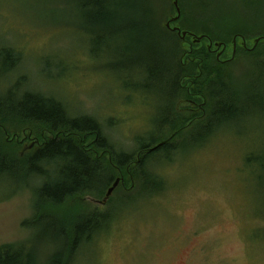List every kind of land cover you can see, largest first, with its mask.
Returning a JSON list of instances; mask_svg holds the SVG:
<instances>
[{
    "label": "rangeland",
    "instance_id": "obj_1",
    "mask_svg": "<svg viewBox=\"0 0 264 264\" xmlns=\"http://www.w3.org/2000/svg\"><path fill=\"white\" fill-rule=\"evenodd\" d=\"M152 1L159 25L169 0ZM113 4L101 21L96 57L90 39L99 27L82 17L75 0H0V47L14 57L9 63L6 52L0 59V97L19 99L27 90L60 100L72 116L96 119L126 152L136 151L137 140L156 135L171 102L172 117L183 118H177V126L188 125L191 114L199 117L171 142L179 147L173 161L157 169L165 192L141 196L139 180L120 174L107 203L76 200L81 210H108L114 220L74 264H264V42L249 56L215 64L211 87L229 94L220 100L233 103L214 109L215 115L200 124L211 108L209 91L203 90L206 98H189L201 105L197 114L183 101L188 97L174 100L172 42L153 32L144 17L121 19L126 0ZM180 5L183 26L207 27L217 39L239 33L252 41L264 35V0H181ZM140 10L135 9L137 15ZM154 50L159 62L150 63ZM20 78L22 87H16ZM172 132L165 127L157 138L165 140ZM7 134L0 143L9 152ZM23 143L25 149L37 146L34 136ZM3 183L0 179V247L30 242L37 264H45L55 247L46 229L36 233L23 226L34 213L32 189L13 194L12 184Z\"/></svg>",
    "mask_w": 264,
    "mask_h": 264
},
{
    "label": "trees",
    "instance_id": "obj_2",
    "mask_svg": "<svg viewBox=\"0 0 264 264\" xmlns=\"http://www.w3.org/2000/svg\"><path fill=\"white\" fill-rule=\"evenodd\" d=\"M126 1L127 4L120 7L121 19L144 17L151 21L153 32L168 37L172 42L168 53L171 67L174 66L173 70L176 71L172 94L174 100H178V97L189 99L193 96L206 98L203 90L209 91L211 103L205 104L207 102L205 100L203 105L209 104L211 108L209 112L207 111V116L200 119V124L208 121L210 115L215 113L214 109L219 110L223 105H232L231 100L219 99L228 98L229 94L224 93L223 96L222 92H214L211 87L216 61L209 51L214 46L208 44L209 41L213 44H219L217 43L219 41L231 43V34L226 39H217L211 36L207 27V31H197V28L183 26L181 0H177L180 15L170 23V28H177L181 33L185 32L186 36L182 39L176 31L165 26L177 16L175 0H169L168 14L163 21H159V25L152 0H141V5L136 0ZM75 2L82 17L84 16L86 21L96 28L99 27L98 32L92 33L90 39L93 47L90 51L99 57L101 21L103 18L108 19L106 12L114 6V0H75ZM137 7L142 9L138 15L135 12ZM126 8L128 12H124ZM194 37L200 40L194 42ZM6 52L9 54L10 50L0 47V59ZM158 57L157 51L154 50L150 63L158 61ZM8 60L11 63L14 57L9 54ZM18 64L17 59L16 65ZM5 71L7 76L11 73L10 69ZM215 72L217 73L216 70ZM190 74L199 75L197 80L200 84L197 86L195 79L190 83L185 80L188 85L183 88V76ZM22 81L23 79L20 78L16 87H22ZM13 97L11 100L0 97V138L3 135L6 137L8 133L12 141L7 143L9 152H6V146L1 147L0 143V179H4V185L12 184L15 188L13 194L22 187L32 189L34 213L30 222H24L23 226L35 230L36 233L42 227L46 229L44 233L52 240L55 247L45 264H74L81 251L112 226L114 218L108 210L104 212L81 210V203H76V200L83 201L90 197L102 201L107 191L119 179L117 176L120 174L124 179H131L132 182L139 180L141 196L153 197L165 192L166 182L160 177L157 169L163 162L173 161L179 147L171 142L185 133L184 131L195 122L196 117L190 115L187 117L188 125L177 126V118L180 120L183 118L180 115L177 118L172 117L174 102H171L167 119L161 120L156 135L145 141H142V138L137 140L136 151L126 152L110 141L102 124L96 119L85 115L72 116L60 100L27 90L22 92L19 99ZM168 126H171L172 134L165 140H159L158 135ZM33 128L37 129L36 133ZM26 131L29 134L25 135L24 140L26 137L34 136L37 146L25 149L24 140L18 141ZM126 198L130 199V197ZM0 264H37V253L30 242L3 245L0 247Z\"/></svg>",
    "mask_w": 264,
    "mask_h": 264
},
{
    "label": "flooded vegetation",
    "instance_id": "obj_3",
    "mask_svg": "<svg viewBox=\"0 0 264 264\" xmlns=\"http://www.w3.org/2000/svg\"><path fill=\"white\" fill-rule=\"evenodd\" d=\"M231 37H232V42L231 43H228L227 41H219L217 43L219 44H213L212 42H208L209 46H214L213 49H209V51L214 55V58H215V61L216 63H219V65H225V64H229L231 62H233L235 59H236V56L238 54H246V55H251L252 53L255 52L257 46H259V44L261 42H259L254 48H252L251 46V42L253 40H256V39H260V38H263L264 35H260V36H256L252 41L247 38V36H243L242 34H239V33H231ZM199 75H184L183 76V80H187L189 81V83L195 79V81L197 80ZM200 84V81L196 82V85L198 86ZM188 85V83H187ZM185 86H183L184 88ZM193 99H195L193 97ZM190 100V99H186V100H183V101H186L188 104H191L193 105L195 108L197 109H194V113L197 114L201 111V105H198V103H196L195 100ZM200 99V98H199ZM212 100V98H211ZM215 100V98H214ZM217 100V99H216ZM192 115V114H191ZM199 117H195V121L196 119L198 120Z\"/></svg>",
    "mask_w": 264,
    "mask_h": 264
},
{
    "label": "water",
    "instance_id": "obj_4",
    "mask_svg": "<svg viewBox=\"0 0 264 264\" xmlns=\"http://www.w3.org/2000/svg\"><path fill=\"white\" fill-rule=\"evenodd\" d=\"M174 6L176 8V11H177V16L173 19H171L165 26L169 29H171L172 31H176L178 33V35L184 39L185 36H186V33L185 32H179V30L177 28H170V23L175 21L177 19V17L180 15V11H179V8H178V4H177V0L174 1ZM200 40V38H195L194 37V42H198ZM259 42H264V37L263 38H260V39H256V40H253L252 41V48H254ZM120 180L117 179L115 181V183L113 184V186L107 191L106 195H105V198L101 201V204H105L107 199L111 196V194L113 193V191L116 189V187L118 186Z\"/></svg>",
    "mask_w": 264,
    "mask_h": 264
}]
</instances>
